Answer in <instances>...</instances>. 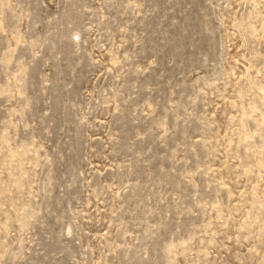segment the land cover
I'll return each mask as SVG.
<instances>
[{"label":"rangeland","instance_id":"rangeland-1","mask_svg":"<svg viewBox=\"0 0 264 264\" xmlns=\"http://www.w3.org/2000/svg\"><path fill=\"white\" fill-rule=\"evenodd\" d=\"M0 264H264V0H0Z\"/></svg>","mask_w":264,"mask_h":264}]
</instances>
